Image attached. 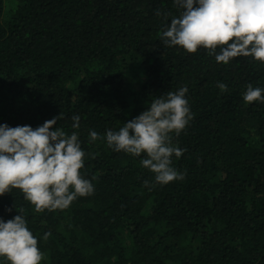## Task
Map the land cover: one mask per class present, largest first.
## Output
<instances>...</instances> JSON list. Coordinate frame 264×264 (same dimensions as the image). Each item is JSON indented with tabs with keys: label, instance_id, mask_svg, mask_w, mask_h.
<instances>
[{
	"label": "trees",
	"instance_id": "16d2710c",
	"mask_svg": "<svg viewBox=\"0 0 264 264\" xmlns=\"http://www.w3.org/2000/svg\"><path fill=\"white\" fill-rule=\"evenodd\" d=\"M182 10L174 0H0V124L59 117L52 130L77 132L95 189L55 211L36 212L18 188L0 196V218L22 213L41 264H264V103L243 100L248 85L264 88V63L165 46ZM182 86L192 119L171 134L182 180L160 185L143 154L89 142L90 130L117 131Z\"/></svg>",
	"mask_w": 264,
	"mask_h": 264
},
{
	"label": "clouds",
	"instance_id": "9594fccd",
	"mask_svg": "<svg viewBox=\"0 0 264 264\" xmlns=\"http://www.w3.org/2000/svg\"><path fill=\"white\" fill-rule=\"evenodd\" d=\"M183 10L161 33L165 46H179L189 53L201 47L227 65L233 58L251 56L264 63V0H174ZM217 49L219 51L217 52ZM221 92L227 85L218 83ZM187 86L153 99L147 110L124 122L117 131L103 137L90 130L89 142L105 139L114 151L141 156L140 164L154 173V180L166 185L182 180L172 166L184 149L173 146L171 134L179 135L192 119L186 99ZM246 103H264V88L248 85ZM59 117L36 128L30 125L0 124V196L18 188L36 212L67 209L78 197L94 193V185L81 173L85 151L77 132L68 134L57 124ZM72 127H80V116H72ZM148 186V182H145ZM11 211V209H8ZM20 214L0 218V264H41L44 254ZM48 233L44 238L47 239Z\"/></svg>",
	"mask_w": 264,
	"mask_h": 264
}]
</instances>
